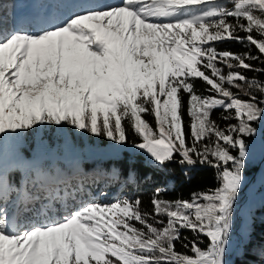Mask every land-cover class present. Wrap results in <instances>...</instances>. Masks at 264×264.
<instances>
[{"label":"snow or ice","instance_id":"1","mask_svg":"<svg viewBox=\"0 0 264 264\" xmlns=\"http://www.w3.org/2000/svg\"><path fill=\"white\" fill-rule=\"evenodd\" d=\"M228 40L255 46L259 55L210 43ZM257 60L264 63V0H119L39 29H8L0 17V143L34 126L68 125L123 145L127 122L140 140L134 147L156 166L206 165L218 184L190 200L163 199L157 188L151 213L127 198L62 211L49 204L48 215L26 207L21 224L4 206L10 189L0 169V264H228L247 139L264 120V81L241 71L264 72L253 68ZM196 79L207 95L197 93ZM216 109L236 123L221 128L211 118ZM142 114L154 117L155 128ZM181 230L195 237L182 245L191 256L175 250ZM251 235L249 224L242 245ZM251 251L264 260V245Z\"/></svg>","mask_w":264,"mask_h":264},{"label":"trees","instance_id":"2","mask_svg":"<svg viewBox=\"0 0 264 264\" xmlns=\"http://www.w3.org/2000/svg\"><path fill=\"white\" fill-rule=\"evenodd\" d=\"M217 2L228 3V0H217ZM229 22L235 23V19L229 18ZM243 22L246 23V21ZM238 35L244 37L246 34L238 32ZM253 35L256 34L253 33ZM210 43H213L218 51L229 50L234 53L250 51L254 56L259 55L255 46L239 43L235 40ZM253 68H264V63H261L260 60L254 61ZM241 71L249 78L264 81V72ZM195 86L198 94H208L205 92L206 85L204 82L196 79ZM241 98L246 99L243 96ZM184 103L183 120L187 125L189 117L187 116L186 94ZM222 113V109H216L213 110L211 115V118L221 128L226 127L228 123H236L235 120H223L221 118ZM142 117L146 118L152 127L154 126V117H144L143 114ZM62 127L65 134L62 135L58 131L59 135H56V139L50 138L49 132L52 129H43L41 131V138L43 141L45 140L43 145L46 147L61 146L64 144L65 136L68 150L77 152V155L72 157L70 154L69 158L66 157L67 155L64 157L59 155L55 158L53 154L47 153L46 158L36 165H7L2 169L10 189L8 199L4 203L9 212L10 220L23 224L28 215L24 211L26 207L39 209L43 214L48 215L51 209L62 211L65 206L75 205L79 207L81 204L88 202L107 205L126 198L141 200L142 211L151 213L152 205L150 201L157 188L162 190L163 199L174 201L177 199L190 200L193 193L207 191L218 186L217 173L215 169L209 166H202L197 163L193 167H182L176 162H170L161 168L152 161H147L141 153L133 152L129 154L124 150L117 154L105 156L101 153L102 148H98L108 145L112 141L102 136L95 137L86 131L77 130L68 125ZM124 127L127 133L126 143L137 142L139 137L127 122H124ZM28 133L29 130L26 131V135ZM189 143H191L190 140ZM21 151L27 155L29 150L23 149ZM62 153L64 152H58L57 154ZM176 160H179V156L176 157ZM254 169V166H250L244 171L252 172ZM185 172L188 174L187 177L184 175ZM26 197L27 199H25ZM49 204L51 209L45 207ZM133 223L136 227H141L137 222L133 221ZM235 226H238L237 221ZM250 226L252 230L251 242L245 245H242L241 242L238 245L230 264H264L260 253L251 251L254 247L259 248L260 245H264V202L254 208V213L251 214L250 218ZM184 237H187V240ZM194 238L190 230H181V240L174 242L175 250L178 253L191 256L190 245L189 249H185L182 245L189 243ZM199 240L202 241L199 246L205 248L208 243L207 238L201 235ZM242 246L244 247V254L240 255L238 250Z\"/></svg>","mask_w":264,"mask_h":264},{"label":"rangeland","instance_id":"3","mask_svg":"<svg viewBox=\"0 0 264 264\" xmlns=\"http://www.w3.org/2000/svg\"><path fill=\"white\" fill-rule=\"evenodd\" d=\"M118 2L119 0H0V17L4 20V27L8 29L14 26L26 27L28 25H34L36 29H39L46 26L48 22H60L67 19L72 13L82 11L84 6L117 4ZM220 67L223 68L226 75L227 68ZM254 126L258 128V135L247 141L250 148L245 170L250 168V166H254L255 169L252 172H243V187L240 193V200L236 205L231 241L228 245V264L232 261L234 251H237L238 245L242 242V231L250 224L251 215L249 216V212L251 214L254 213V208L264 202V120H261L259 124H255ZM34 127L35 131L29 130L27 135L25 132L14 140L0 143V169H3L7 165H36L46 158L47 153L53 154L55 158L59 155L63 157L67 155L66 157L68 158L70 154L72 157L77 155V152L68 150L65 136L64 142L62 141L64 144L62 143L63 145L61 146H47V148L43 145L45 140L43 141L41 138V131L43 129H52L49 135L51 139H54L57 137L56 135H59L58 131L62 135L65 134L62 126L44 125L42 127ZM153 128H155V124ZM29 142H31L30 145H28ZM138 142L140 140L135 143ZM135 143L129 142L118 145L112 141L108 145L100 146L98 149L102 148L101 153L105 156L117 154L122 150L129 154L138 152L147 161H151L143 150L134 147ZM23 149L29 150L27 155L23 154V151H21ZM58 152L64 153L57 154ZM243 192L245 196L242 195ZM236 221L237 227L235 226Z\"/></svg>","mask_w":264,"mask_h":264},{"label":"built area","instance_id":"4","mask_svg":"<svg viewBox=\"0 0 264 264\" xmlns=\"http://www.w3.org/2000/svg\"><path fill=\"white\" fill-rule=\"evenodd\" d=\"M248 186H249V185H248ZM248 186H247V187H248ZM243 191H244V190H243ZM240 193H241V192H240ZM242 195L245 196L244 192L242 193Z\"/></svg>","mask_w":264,"mask_h":264}]
</instances>
